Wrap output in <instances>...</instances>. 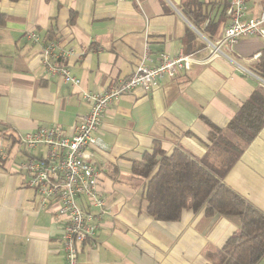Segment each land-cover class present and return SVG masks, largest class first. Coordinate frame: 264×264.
I'll return each mask as SVG.
<instances>
[{
	"label": "crops",
	"instance_id": "1",
	"mask_svg": "<svg viewBox=\"0 0 264 264\" xmlns=\"http://www.w3.org/2000/svg\"><path fill=\"white\" fill-rule=\"evenodd\" d=\"M189 1L0 0V264H65L62 225L39 207L27 173L19 169L47 150L27 149L21 136L52 125L72 134L90 110L83 92H101L130 77L146 52L150 66L162 52L191 55L193 61L150 91L125 93L104 112L95 134L100 145L91 147L90 159L107 204L100 212L80 200L101 219L79 264H215L240 230L239 216L208 215L205 208H185L176 221L153 218L144 199L146 182L132 171L134 161L158 142L168 153L180 149L197 159L219 130L243 144L229 123L255 91H264V78L254 71L264 38L243 37L215 51L212 44L230 21V0H198L207 19L197 23L184 9ZM247 4L251 16L264 10V0ZM209 20L219 26L213 38L205 31ZM32 29L38 40L26 36ZM48 41L73 49L67 65L79 84L50 74L42 60ZM223 182L264 214V127Z\"/></svg>",
	"mask_w": 264,
	"mask_h": 264
},
{
	"label": "built area",
	"instance_id": "2",
	"mask_svg": "<svg viewBox=\"0 0 264 264\" xmlns=\"http://www.w3.org/2000/svg\"><path fill=\"white\" fill-rule=\"evenodd\" d=\"M230 18L217 44L219 51L224 43H236L240 38L259 35L264 38V10L258 15H249L247 0H230L227 9ZM30 39L38 40L35 30L26 32ZM73 49H64L56 41L44 42L42 60L50 74L60 75L64 81L79 84L80 80L71 73L67 58ZM260 54L255 55L258 58ZM144 53L133 74L118 81L101 92H83L89 104V113L80 119L72 134H67L59 125L44 126L28 131L21 136L27 149L45 148L46 154L31 156L19 164L25 171L28 183L35 189L39 207L53 214L61 223V249L65 264H79V255L85 243L96 236L100 228L101 215L90 208L103 212L106 199L99 187V170L91 160V147L100 145L96 132L99 130L104 112L109 105L127 92L137 88L150 91L165 76L175 77L182 69H188L191 55L180 53L171 56L162 52L159 62L150 66ZM2 153H0L1 156Z\"/></svg>",
	"mask_w": 264,
	"mask_h": 264
},
{
	"label": "trees",
	"instance_id": "3",
	"mask_svg": "<svg viewBox=\"0 0 264 264\" xmlns=\"http://www.w3.org/2000/svg\"><path fill=\"white\" fill-rule=\"evenodd\" d=\"M184 9L196 23L207 19L205 6L198 0H190ZM4 23L5 16L0 14V25ZM215 26L217 23L209 20L205 29L208 36L217 34L219 26L217 29ZM190 36L188 32L186 41ZM254 71L264 78V49ZM228 127L243 144L254 140L264 127L263 90L255 91L242 104ZM216 132L210 136L212 145L202 159L180 149L168 153L158 142L152 151L134 161L132 171L145 180L147 211L157 220L176 221L185 208L194 211L205 208L208 215L239 216L240 230L228 238L214 263L258 264L264 258V214L223 182L245 145L233 142L222 130Z\"/></svg>",
	"mask_w": 264,
	"mask_h": 264
}]
</instances>
